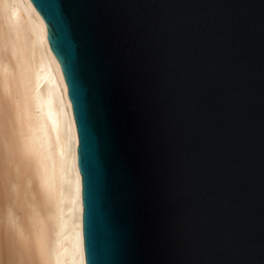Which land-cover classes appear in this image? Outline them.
Here are the masks:
<instances>
[{
	"label": "water",
	"instance_id": "water-1",
	"mask_svg": "<svg viewBox=\"0 0 264 264\" xmlns=\"http://www.w3.org/2000/svg\"><path fill=\"white\" fill-rule=\"evenodd\" d=\"M72 120L83 264H264V0H28Z\"/></svg>",
	"mask_w": 264,
	"mask_h": 264
},
{
	"label": "bare ground",
	"instance_id": "bare-ground-1",
	"mask_svg": "<svg viewBox=\"0 0 264 264\" xmlns=\"http://www.w3.org/2000/svg\"><path fill=\"white\" fill-rule=\"evenodd\" d=\"M74 144L42 20L0 0V264H83Z\"/></svg>",
	"mask_w": 264,
	"mask_h": 264
}]
</instances>
